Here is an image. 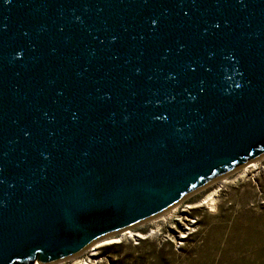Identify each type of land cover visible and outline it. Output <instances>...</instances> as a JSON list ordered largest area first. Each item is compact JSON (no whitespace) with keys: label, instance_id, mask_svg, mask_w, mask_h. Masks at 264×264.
Returning <instances> with one entry per match:
<instances>
[{"label":"water","instance_id":"water-1","mask_svg":"<svg viewBox=\"0 0 264 264\" xmlns=\"http://www.w3.org/2000/svg\"><path fill=\"white\" fill-rule=\"evenodd\" d=\"M264 154V0H0V264H51Z\"/></svg>","mask_w":264,"mask_h":264},{"label":"rangeland","instance_id":"rangeland-1","mask_svg":"<svg viewBox=\"0 0 264 264\" xmlns=\"http://www.w3.org/2000/svg\"><path fill=\"white\" fill-rule=\"evenodd\" d=\"M173 207L51 264H264V154Z\"/></svg>","mask_w":264,"mask_h":264},{"label":"bare ground","instance_id":"bare-ground-1","mask_svg":"<svg viewBox=\"0 0 264 264\" xmlns=\"http://www.w3.org/2000/svg\"><path fill=\"white\" fill-rule=\"evenodd\" d=\"M203 202H205V203H207L208 205H210V206H212V204H213V193L212 194H210V195H208L207 197H205V199L203 200ZM173 209L175 210L176 209V207H173ZM168 211V210H167ZM171 211H173V210H171ZM170 211V212H171ZM169 212V213H170ZM124 230V229H123ZM114 233H116V232H114ZM114 233H112V234H109V235H106V236H104V237H102V238H100L99 240H97V241H104V243L105 242H111V241H115V238L116 239H118V237L117 236H114L113 234ZM117 234H119L120 236L121 235H124V234H128V235H133L132 234V232L130 231V230H128V231H117ZM135 236H137V235H135ZM35 264H38V263H35ZM80 264V263H79Z\"/></svg>","mask_w":264,"mask_h":264}]
</instances>
